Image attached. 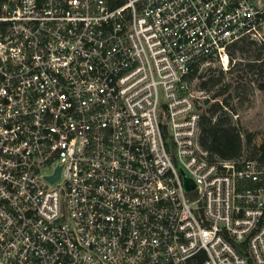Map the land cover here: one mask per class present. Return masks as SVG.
<instances>
[{"label":"built area","instance_id":"1","mask_svg":"<svg viewBox=\"0 0 264 264\" xmlns=\"http://www.w3.org/2000/svg\"><path fill=\"white\" fill-rule=\"evenodd\" d=\"M245 42L264 0H0V264H264V163L188 78Z\"/></svg>","mask_w":264,"mask_h":264},{"label":"trees","instance_id":"2","mask_svg":"<svg viewBox=\"0 0 264 264\" xmlns=\"http://www.w3.org/2000/svg\"><path fill=\"white\" fill-rule=\"evenodd\" d=\"M233 49H238L241 52L251 51L250 43H237L234 45ZM231 54L234 53L231 51ZM257 60H260L258 58ZM203 59L199 60L195 66L191 74L188 76L189 80L192 82L199 74V69L203 64ZM242 65V63H240ZM249 67H251V71L257 72L259 75V88L264 90V61L262 62H253L250 63ZM211 75L207 81H204L200 85V89H209L214 88L222 83L225 78V73L219 71V74H212L211 68L208 70ZM206 71V72H207ZM221 89L218 88L215 95L212 96V99L219 98V96H223L226 94L231 95V91L233 89H238L243 91L244 97L241 98L240 106L244 107L248 100L247 95L249 94L248 84L243 82H237L235 85L231 82H226L225 84H221ZM228 95L223 100V105L228 106V99L231 97ZM207 100L205 106L207 107L206 111L202 114V118L200 121V137L199 143L201 147L210 153L211 157H218L223 160H238L244 154L243 149V139L241 131L233 125V120L231 115L227 111H224V107L220 105L218 102L209 103ZM248 136V143H252V135ZM249 159H258L261 163H264V141L252 148V153L247 156Z\"/></svg>","mask_w":264,"mask_h":264},{"label":"rangeland","instance_id":"3","mask_svg":"<svg viewBox=\"0 0 264 264\" xmlns=\"http://www.w3.org/2000/svg\"><path fill=\"white\" fill-rule=\"evenodd\" d=\"M251 51L241 52L238 49H232L233 57L236 60V64L232 67L230 73L225 74V78L221 84H225L226 82L234 83L243 82L248 84L249 94L247 95V104L244 107L240 106L241 98L244 97L243 89H233L231 91V95L228 93L223 96H219L222 100L225 99L228 95L231 97L228 99L229 107L233 114H239V117L235 119L230 112L233 120V125H235L242 133L243 152L245 156H249L252 153V148L254 146L260 145L264 141V90L259 88V75L257 72L251 71V67H249L250 63L258 62V58L264 59V46L258 45L256 43H250ZM242 63V65L240 64ZM211 68L212 71H222L219 69L218 64H211L209 66L203 65L199 69V74L194 79L192 84V89L194 91L200 90V85L202 82L207 81L211 73L209 71L206 72V69ZM217 75V74H216ZM221 84L216 86L221 89ZM216 89V90H214ZM210 90H214L215 92H210ZM217 88H209L207 89L210 92V96H214ZM210 103V102H209ZM201 104H204L203 100ZM212 104V103H211ZM207 107L205 104L201 105V113L203 114L206 111ZM225 111V110H224ZM252 135V143H248V136Z\"/></svg>","mask_w":264,"mask_h":264},{"label":"water","instance_id":"4","mask_svg":"<svg viewBox=\"0 0 264 264\" xmlns=\"http://www.w3.org/2000/svg\"><path fill=\"white\" fill-rule=\"evenodd\" d=\"M59 171H60V169H58V171H57V178L59 177ZM55 179H52V180L54 181ZM194 187H195V185L189 179L185 178V180H184L185 190L186 191L192 190V189H194Z\"/></svg>","mask_w":264,"mask_h":264}]
</instances>
